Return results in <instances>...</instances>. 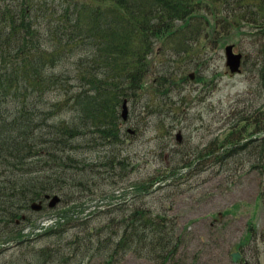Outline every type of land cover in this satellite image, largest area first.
Instances as JSON below:
<instances>
[{
  "label": "trees",
  "instance_id": "trees-1",
  "mask_svg": "<svg viewBox=\"0 0 264 264\" xmlns=\"http://www.w3.org/2000/svg\"><path fill=\"white\" fill-rule=\"evenodd\" d=\"M81 1L0 0V254L14 241L25 250L13 264H120L132 253L153 264H188L180 255L177 219L145 203L134 207L123 200L79 224L67 221L40 234L57 238L40 248L23 237L18 221L47 195L69 200L76 192L93 194L109 180L129 181L119 109L144 87L155 41L188 52L191 39L203 33V20L214 34L223 22L237 25L229 15L263 39L264 0ZM103 2L110 7L102 8ZM209 15H218L215 22ZM52 90L54 103L47 97ZM235 138L230 130L223 141L216 137L194 159L179 163L185 170L209 158L219 173L264 170V139L235 146ZM244 155L251 158L240 161ZM181 170L136 183L138 199Z\"/></svg>",
  "mask_w": 264,
  "mask_h": 264
},
{
  "label": "rangeland",
  "instance_id": "rangeland-1",
  "mask_svg": "<svg viewBox=\"0 0 264 264\" xmlns=\"http://www.w3.org/2000/svg\"><path fill=\"white\" fill-rule=\"evenodd\" d=\"M100 5L110 7L106 2ZM209 17L215 22L216 17ZM229 18L237 25L228 27L223 22L214 34H211L212 28L208 33L203 20V33L198 39H191L188 52L155 41L153 51L148 54L151 63L144 87L136 97L125 98L128 101L126 120L121 116L124 103L119 109V125L126 134L123 149L129 157V181L113 185L109 180L94 189L93 194L89 190L76 192L73 200L61 196L62 201L53 209L48 207L50 199L45 201L41 211H26L24 218L27 217L20 221L25 234L34 231L35 226L42 225L54 213L66 209L71 213L75 204L87 200V204H93L118 189L127 191L130 187L134 189L136 183L150 184L156 176L165 171L170 173L175 167L183 170L184 164L180 161H191L216 137L223 141L230 130L236 134L235 146L253 142L258 145L264 139V38L251 37L241 19L230 15ZM228 44H234L236 51L248 56L241 73H230L226 65ZM47 97L54 103L53 90ZM128 129L137 131L131 134ZM178 133L182 135L181 141ZM249 158L244 155L240 161ZM211 161L202 159L201 165L181 170L165 186L155 188L158 183L155 184L152 193L140 200L135 192L129 203L134 207L145 203L177 219L182 235L180 255L188 264H264V170L255 169L243 175L219 173L218 168L210 166ZM122 171L117 167L115 177ZM80 221L83 220L73 219L70 225ZM251 228L253 236L249 238ZM79 229L71 230L70 235ZM38 234L31 239L37 247L56 243L57 238L49 240ZM5 244L0 264H13L14 258L20 261L25 245L14 241ZM236 251L241 256L234 261L232 253ZM45 257L41 256V263ZM100 263V259H94L83 264ZM120 264L153 262L132 253Z\"/></svg>",
  "mask_w": 264,
  "mask_h": 264
},
{
  "label": "water",
  "instance_id": "water-1",
  "mask_svg": "<svg viewBox=\"0 0 264 264\" xmlns=\"http://www.w3.org/2000/svg\"><path fill=\"white\" fill-rule=\"evenodd\" d=\"M226 51V59H227V66L229 67L230 71L232 73H237L241 71V63H242V54L241 53H236L234 51V46L233 45H228L225 49ZM193 77V75H191ZM128 115V109H127V103H124V112H123V117L127 118ZM178 138L181 140V136L178 135ZM60 198L58 196L53 197V199L50 202L51 206H54ZM42 205L41 203L37 204L34 203L32 204V208L35 210L41 209ZM239 257V253H234L233 254V259L236 261Z\"/></svg>",
  "mask_w": 264,
  "mask_h": 264
}]
</instances>
